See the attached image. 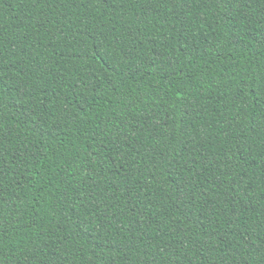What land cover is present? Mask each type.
<instances>
[{"label": "trees", "instance_id": "16d2710c", "mask_svg": "<svg viewBox=\"0 0 264 264\" xmlns=\"http://www.w3.org/2000/svg\"><path fill=\"white\" fill-rule=\"evenodd\" d=\"M0 264H264V0H0Z\"/></svg>", "mask_w": 264, "mask_h": 264}]
</instances>
